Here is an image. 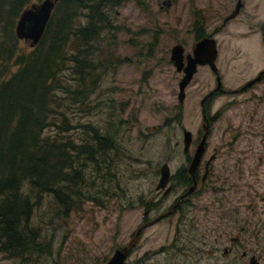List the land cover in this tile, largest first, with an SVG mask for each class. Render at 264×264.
Instances as JSON below:
<instances>
[{
    "label": "rangeland",
    "instance_id": "374dc122",
    "mask_svg": "<svg viewBox=\"0 0 264 264\" xmlns=\"http://www.w3.org/2000/svg\"><path fill=\"white\" fill-rule=\"evenodd\" d=\"M242 1L239 12L229 19L238 0H171L168 6L163 0H117L108 8L115 27L104 33L98 54L94 53L93 71L99 78L85 102L64 100L75 124L66 134L80 142L88 129L83 124L90 123L107 128L119 148L109 150L98 165L89 164L90 178L95 166L100 175L94 186L83 188L88 198L81 196L72 208L60 209L51 193L35 196L32 223L49 247L19 256L0 252V264H105L117 247L134 238L143 212L140 199L153 191L158 163L168 158L174 165L184 158L175 145L182 141L184 128L192 132L191 149L204 132L200 102L216 86V74L208 65L198 66L180 103L182 72L171 59L177 43L182 44L183 55L192 52L198 31L217 43L223 90L209 103L216 116L205 156L220 147L214 171L219 174L217 183L225 186L197 197L198 207L192 210L197 220L188 216L179 225L173 215L141 229L129 261L243 264L247 261L241 257L243 249L264 250V101L259 99L264 97V83L237 92L264 67V0ZM29 42L20 39L19 45L29 48ZM217 196L221 200L214 202ZM235 216L240 220L237 225L232 221ZM234 235L239 236L237 241L230 238ZM224 247L233 251L224 254ZM259 262L264 264V256Z\"/></svg>",
    "mask_w": 264,
    "mask_h": 264
},
{
    "label": "trees",
    "instance_id": "16d2710c",
    "mask_svg": "<svg viewBox=\"0 0 264 264\" xmlns=\"http://www.w3.org/2000/svg\"><path fill=\"white\" fill-rule=\"evenodd\" d=\"M38 1L0 0V252L17 256L49 247L32 223L35 196L51 193L60 209L72 208L100 175L95 166L90 178L89 164L119 148L90 123L75 142L64 103L85 102L96 85L94 53L115 27L108 8L117 0H57L39 42L20 47L16 20Z\"/></svg>",
    "mask_w": 264,
    "mask_h": 264
},
{
    "label": "flooded vegetation",
    "instance_id": "af4514ba",
    "mask_svg": "<svg viewBox=\"0 0 264 264\" xmlns=\"http://www.w3.org/2000/svg\"><path fill=\"white\" fill-rule=\"evenodd\" d=\"M240 1L242 2L243 5V1L242 0ZM229 15L226 16V19L232 18L229 17ZM204 36L206 35L202 36L200 31H198L196 35L197 40ZM263 38H264V23H263ZM186 54L183 55L184 62H186V56H187ZM201 65H208V64H200L198 66ZM249 81H252V83L248 84ZM259 83H264V67L261 68L254 77L244 81L238 88L237 92L245 93L252 88L253 89L257 88ZM221 90H223V88H221ZM221 90H215L210 94L206 95V97L204 96L205 100L209 99L207 104L208 106L205 109V115L209 123V131L211 126H213V123L215 122V116H216L215 114H211V111L209 109V105H210L209 103H211V99H212L211 96L217 91H221ZM250 95L252 96L251 100H253L254 99L253 93H251ZM259 99L261 101H264V97L262 96L259 97ZM202 117L204 121L205 118L203 111H202ZM192 142H193V136L190 144L188 145L187 148H185L183 139L182 141L180 140L175 141V145L179 147L180 150L182 149V153L184 155V158L181 160V162L176 161L175 164L172 165L171 159L164 158L158 163L157 171L155 174L156 179H155L154 189L153 191H150L147 195L145 194L146 195L145 197L142 196L140 199L141 203L139 204V206L143 209L140 225H142L143 228L148 227L150 224H152V222L156 223L164 218H168L173 215L177 216V223L178 220L180 221L179 225L182 222H185L186 221L185 219H187L188 216L190 217L191 220H197L198 219L197 214L192 212V210L198 207L196 205V201H198L197 197L200 196L203 191L206 190L219 191L222 187L225 186L222 183H217V178L219 177V174H216L214 171L215 169L214 162L218 156L220 147L214 146L213 153H210V155L206 157L205 154L209 149V145L206 141L203 155L201 156L199 162L192 167L191 162L193 160V154L195 152L196 146L199 143V141L197 140V144L193 149H191ZM175 159L179 160V157L175 156ZM164 163L168 164V168H169L168 179L165 183V186L157 188V185L159 184V180L161 177L160 168ZM218 199L221 200V198L217 196L214 199V202H217ZM249 206L255 209L252 203H249ZM205 207L208 208L209 205L205 204ZM156 217H159L158 219H156L157 221L154 220ZM232 221L234 225H237L240 222L239 218L234 219ZM245 228H246L245 225L241 226V230H244ZM206 238H207V234H204V238L202 239L206 240ZM230 238L237 241L239 236L234 235L231 236ZM132 249L133 248L131 247L129 254L126 257L127 261L125 260L124 264H131V261L129 260H132L131 259V254L133 251ZM232 251H233V247L223 248L224 254L227 253L230 254ZM257 251L258 250L252 251L250 249H243L241 252V257L242 259L247 258V261L244 260L242 261L243 264H250L251 260L255 261L256 264H260L259 261L264 256V250L260 252ZM137 261L138 260H136V262Z\"/></svg>",
    "mask_w": 264,
    "mask_h": 264
},
{
    "label": "water",
    "instance_id": "95a60500",
    "mask_svg": "<svg viewBox=\"0 0 264 264\" xmlns=\"http://www.w3.org/2000/svg\"><path fill=\"white\" fill-rule=\"evenodd\" d=\"M57 0H40L38 2L31 3L29 6L25 7L19 14L16 24H15V34L19 39H25L26 41H30L29 44L31 46L36 45L40 38L43 35L47 22L51 16V13L55 7ZM163 4L170 5L171 0H163ZM242 2L238 0L233 12L229 15V17H234L240 10ZM183 46L180 43L173 45L171 48V59L174 62L176 69L182 72V76L178 83L179 92H178V101L180 103L183 102L185 97V88L192 80L194 74L198 69V65L200 64H208L212 71L216 74V86L212 89L211 92L215 90L221 89V79L218 74V68L216 65V57H217V43L214 37L212 36H204L201 39L197 40L192 48V53H187L186 62L183 60ZM252 81H249L248 84H251ZM208 93V94H210ZM207 94V95H208ZM206 97V95H205ZM205 97L200 102L201 109L204 113V132L199 140V143L196 146L195 152L193 154V160L191 162V166H195L201 156L203 155L205 142L209 132V123L208 119L205 115V107L204 100ZM192 140V132L189 129H183V141L185 148L188 147ZM161 177L159 180V184L157 188L165 186V183L168 179L169 168L168 164H162L161 168ZM156 217L154 220L158 219ZM143 228L140 225L136 231L134 238L127 244L122 245L121 247H117L111 257L106 261L105 264H124L125 258L129 253L130 248L134 244V240H136L139 235L141 229ZM250 264H256L255 261L251 260Z\"/></svg>",
    "mask_w": 264,
    "mask_h": 264
}]
</instances>
